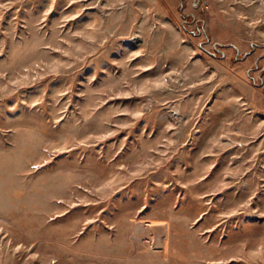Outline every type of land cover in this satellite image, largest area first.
Returning a JSON list of instances; mask_svg holds the SVG:
<instances>
[{"label": "rangeland", "instance_id": "1", "mask_svg": "<svg viewBox=\"0 0 264 264\" xmlns=\"http://www.w3.org/2000/svg\"><path fill=\"white\" fill-rule=\"evenodd\" d=\"M0 264H264V0H0Z\"/></svg>", "mask_w": 264, "mask_h": 264}, {"label": "bare ground", "instance_id": "2", "mask_svg": "<svg viewBox=\"0 0 264 264\" xmlns=\"http://www.w3.org/2000/svg\"><path fill=\"white\" fill-rule=\"evenodd\" d=\"M154 224V223H153ZM145 226V225H144ZM146 227H148V226H146ZM165 230V229H164ZM149 232V231H148ZM165 232V231H164ZM150 236H152L151 237V240H153L154 238V230L152 229V231H150V235H149V238H150ZM160 244H161V241H160Z\"/></svg>", "mask_w": 264, "mask_h": 264}, {"label": "built area", "instance_id": "3", "mask_svg": "<svg viewBox=\"0 0 264 264\" xmlns=\"http://www.w3.org/2000/svg\"><path fill=\"white\" fill-rule=\"evenodd\" d=\"M137 226V225H136ZM137 227H139V226H137Z\"/></svg>", "mask_w": 264, "mask_h": 264}]
</instances>
